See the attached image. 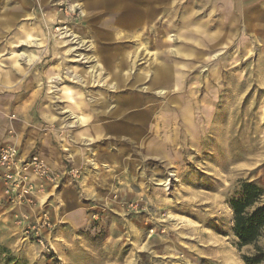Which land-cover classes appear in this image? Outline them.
<instances>
[{
  "label": "rangeland",
  "instance_id": "obj_1",
  "mask_svg": "<svg viewBox=\"0 0 264 264\" xmlns=\"http://www.w3.org/2000/svg\"><path fill=\"white\" fill-rule=\"evenodd\" d=\"M26 1L34 6L26 5L24 13L31 16L23 22L41 27L46 43L17 48L34 60L16 63L8 55L9 42L19 37L23 22L0 36V148L16 145L21 155L38 156L49 175L36 180L19 205L0 184V264H247L256 248L264 251V229L255 245L240 246L233 209L243 200V184L260 188L264 201V0H241L237 10L225 0L217 24L209 16V0H144L145 9L158 4L160 10L153 31H139L143 45L133 25L114 30L96 10L87 24L84 5L93 0ZM51 16L63 24H50ZM147 23L153 26L152 18ZM89 30L95 49L83 54L93 63L67 58L60 80L69 73L81 81L66 78L52 92L49 77L61 62L53 48L65 41L60 34ZM121 30L127 34L122 44L115 40ZM123 58L127 67L121 70ZM95 64L101 83L87 86L85 76ZM165 67L178 77L179 91L172 93L179 108L175 116H164L171 121L152 140L160 146L153 155L144 151L155 136L149 133L151 115L130 111L128 118L143 121L139 126L98 113L111 112L131 89L149 87L144 97L156 95L163 87L152 81ZM118 73L129 79L120 91L113 89L122 83ZM66 88L80 89L88 109L80 111L64 98ZM163 97L156 103L164 104ZM48 110L56 117L52 123L43 117ZM86 114L89 125L77 121ZM89 126L104 135L86 139ZM34 226L40 227L42 244L35 233L25 234Z\"/></svg>",
  "mask_w": 264,
  "mask_h": 264
},
{
  "label": "bare ground",
  "instance_id": "obj_2",
  "mask_svg": "<svg viewBox=\"0 0 264 264\" xmlns=\"http://www.w3.org/2000/svg\"><path fill=\"white\" fill-rule=\"evenodd\" d=\"M14 1L15 0H0V8H2L4 10L3 12L0 11V29L2 28L1 29L2 31H0L2 34L0 33V36L3 34H6V33H7V35H10V32H12V30L15 29L18 24L25 21L24 20L25 18H28L31 16V14L24 13V10L27 8L26 5L31 4L34 6V3H31V1L29 2L26 0H21L20 6H18V7L16 6L13 9H10V6ZM155 1L156 0H154V2ZM33 6L31 8H33ZM84 7L86 9L84 11V14H85L84 20L86 21L87 24L90 23L89 21L92 18L91 12L93 10H96V15L97 14H103V15H101L104 17L103 22H105L106 20L113 22L112 26H113L114 30H118L119 27L122 25H133V29H132L134 31L133 34L136 36V39H138L139 43L142 45H143V38H142L143 36L142 37L140 36L142 33H139V31L141 29H143V30L146 29V31L152 32L153 31L152 28L157 25V21L159 20V15H158V11L160 10L159 5L156 4L154 7L151 6L153 9L148 10V9H145V7H144V0H93V1H90L89 3L86 2ZM129 7L137 10V12L132 14L130 12L131 9ZM170 9H171L170 10L171 11L170 16H172L174 14L175 10L172 9V7ZM8 11L11 14L12 13L13 14L11 17L6 18V16L9 14ZM138 11H144L143 13H145V14L141 15L140 12H138ZM106 16L108 17V19L106 18ZM47 18H49V17H47ZM54 18H55L54 16L53 17L51 16V19L48 20L49 22H51L50 24H52L53 22H54V25L56 22L63 24L61 21H56V18L54 20ZM151 18H152L153 26L149 27V24L147 23V21L148 20L150 21ZM43 20H44L43 22L46 25H49V24H47V22H45L46 21L45 18ZM156 31H158V30H156ZM18 32H19V30L17 31V34H18ZM117 33H118V35H116L117 39H115V40L119 41L120 44H122L123 41L126 40L127 34H125L124 31H122V30H121V32L118 31ZM60 35H64V37L62 39L65 41L64 42H57L56 46L53 48L54 54H56L55 55L56 58H59L58 60L61 62L59 63V67L56 68V70L54 71L53 75L51 77H49V79H51L50 84L52 83V85L50 86V90L52 92L59 91V90H57V91L55 90L56 89L55 86L60 81L64 82V80L65 81L69 80L66 78H72L76 82L81 81V80H79V77H77L76 75L71 76V74H69V73H66L65 79L60 80V77L63 78L62 77L63 75H61V73L64 72L65 67L68 64L67 58L73 57L72 61L75 63H80V64H92L94 61L93 57L88 56L86 54H83V52H87V51L90 52V49H91V51L93 49H95L93 42L87 40V38L94 39V36H93L91 30H89L87 32H82V31L73 32L70 36L67 35V32L60 34ZM38 37H40V40L35 39ZM45 37H46V35L42 32L41 27H33V25L28 24L27 21L25 23L23 22V24L20 25L19 37H17L15 40L9 42L10 51L8 52V55L16 63H18L19 61H22V60H23V62H30V61L34 60V57L28 60V58H29L28 56H25V54H19L16 49L19 47H23V46H31V45L37 44V42H40L41 45L42 44L44 45L46 43ZM70 39H72V40H70ZM108 39L113 40L114 37H110ZM168 40L171 41L172 38H168ZM64 44H65V47H64ZM71 45H75V47H72ZM68 47H69V49L66 50L65 48H68ZM142 49H143L142 51H145V48H142ZM174 53H179V51L177 50ZM50 55H51V53H50ZM1 58H2V55H0V59ZM135 58L137 59L138 55H135ZM134 64H135V62H134ZM118 67L121 70L127 67V63H126V60L124 58L120 61V64L118 65ZM67 68H68V66H67ZM90 68H91V72H88L87 73L88 75L85 76L86 85L87 86H91V85L95 86V84H97V86H99V84L101 83L99 79L102 75L101 74L102 72L100 71V67L97 64H95L94 66L91 65ZM72 74H74V73H72ZM54 75L55 76L58 75V76L54 77ZM120 75L121 74L118 73L119 77H120ZM120 79L122 80V83L117 82L118 86L113 88V89H116V91L126 89V87L128 86L127 83L129 81V79L127 77L121 76ZM138 80H140V79H138ZM109 83L110 82H108L106 80V82H104L103 85L109 86ZM135 84H137V81H136V83H134V85ZM158 84L163 87V90L157 91L156 95H153L151 98L144 97V95H147V94L149 95V93L147 92V90L151 91V88H149V87L145 88V90H146L145 92L144 91H137V90L133 91V89L128 88V89H131V91H132V93H130V95H129L130 97L128 96L126 98L117 99V104L111 112L109 111L107 113V111L103 110V111H100L98 113L99 115H108L110 117L116 118L117 121H119V122H130V120H131V122L136 123L139 126L143 125V121L139 120V119H137L138 121L137 120L133 121L132 119L128 118L129 115H131L130 111L135 110V111H133V114H136L138 116H140L142 113H148L149 115H151L150 116L152 118L151 122H154L155 124L149 126V133L151 134V138H152V135H155V136L152 139H150L144 143V151L148 152L149 154L152 153L153 155H158V153H159L158 151L160 149V146H156V144H153V141L156 139V137H158L160 135L158 133L161 132V130H162L160 125L161 124L163 125L164 124L163 122L171 121V120H168L167 118H164V116L165 115L175 116L174 113H175L176 109L179 108L178 104H176L174 102L175 98L173 97L174 95L172 93V90L173 91L175 90L176 92L179 91V82H178L177 75L174 72H172L171 68L165 67L164 71H162L161 73L155 74L153 81H152V86L156 87ZM72 91H73L72 88H66L64 98L70 100L73 103V105L76 107V109H79L80 111L83 109V107L85 109H88V106H84L85 103L83 102L84 96H83L82 91H80V89H77L75 93H73ZM161 96H164L163 98L166 99V102L162 105L160 103H156V100H158L157 98H160ZM136 99H139L141 102H143L144 105L140 102H135ZM106 106H107V108H109L108 102H104L102 104L103 108H105ZM68 107L69 106H67V108ZM72 110L75 113V109H72ZM187 111L188 110H186L185 112L188 113ZM64 114H66V113L64 112ZM161 116H162V118L165 119V121H163L164 120L163 119L162 121L158 122V118ZM43 117L46 118L47 120L49 118V121L51 123L56 120V117L52 115V112L50 110H48L44 114ZM80 117H82V116H80ZM133 119H135V118L133 117ZM90 120H91L90 116L86 114L83 116L82 119L77 120V121H81L83 124L88 123V125H89ZM159 120H161V119L159 118ZM184 120H185V123L190 124V116H188V114L185 115ZM69 122L70 121H68V123ZM89 127L90 128L88 129V131H86L82 134L86 139L88 138V140H95L98 138V136L102 137L104 135L103 132L95 131L94 127H92V126H89ZM72 128H74V127H72ZM64 136H66V135H64ZM61 142H66V139L61 138ZM105 168H108V166H105ZM118 169L125 170L124 165H120L118 167ZM168 177L172 178L173 175H168Z\"/></svg>",
  "mask_w": 264,
  "mask_h": 264
},
{
  "label": "built area",
  "instance_id": "obj_3",
  "mask_svg": "<svg viewBox=\"0 0 264 264\" xmlns=\"http://www.w3.org/2000/svg\"><path fill=\"white\" fill-rule=\"evenodd\" d=\"M49 170L44 163V160L38 156L25 154L21 155L16 145H6L0 148V184L5 187V193L16 204H22L32 194L33 188L36 185V180L48 179ZM47 220L42 221L41 226L47 225ZM37 227H29L26 235L29 236L35 233L40 244V232Z\"/></svg>",
  "mask_w": 264,
  "mask_h": 264
},
{
  "label": "trees",
  "instance_id": "obj_4",
  "mask_svg": "<svg viewBox=\"0 0 264 264\" xmlns=\"http://www.w3.org/2000/svg\"><path fill=\"white\" fill-rule=\"evenodd\" d=\"M241 197L243 200L233 203V209L235 233L240 246L244 247L255 245L261 237L264 229V201L262 190L251 183L242 185ZM246 263L264 264V251L256 248V254L247 259Z\"/></svg>",
  "mask_w": 264,
  "mask_h": 264
},
{
  "label": "crops",
  "instance_id": "obj_5",
  "mask_svg": "<svg viewBox=\"0 0 264 264\" xmlns=\"http://www.w3.org/2000/svg\"><path fill=\"white\" fill-rule=\"evenodd\" d=\"M228 1L231 4V6L234 7L236 10L240 8L241 0H228ZM245 1L246 3H248V0H245ZM224 3H225V0H209L210 12H211L209 16H213V18L215 19L214 21H216V24L220 20L219 18H221V11H222V7ZM245 27L247 28V24L245 25ZM238 34H239L238 31H235L233 36L238 37ZM218 40L219 42L217 43L221 45L220 40H223L222 34H220V37H218Z\"/></svg>",
  "mask_w": 264,
  "mask_h": 264
}]
</instances>
